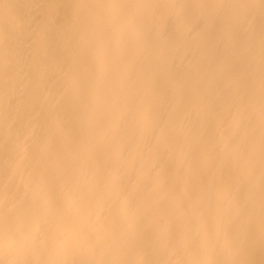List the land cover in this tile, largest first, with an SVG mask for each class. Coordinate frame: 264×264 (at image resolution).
I'll list each match as a JSON object with an SVG mask.
<instances>
[{"label":"bare ground","instance_id":"obj_1","mask_svg":"<svg viewBox=\"0 0 264 264\" xmlns=\"http://www.w3.org/2000/svg\"><path fill=\"white\" fill-rule=\"evenodd\" d=\"M0 264H264V0H0Z\"/></svg>","mask_w":264,"mask_h":264}]
</instances>
